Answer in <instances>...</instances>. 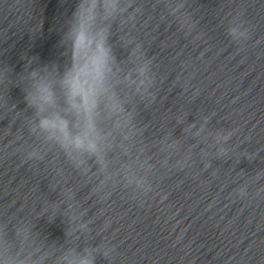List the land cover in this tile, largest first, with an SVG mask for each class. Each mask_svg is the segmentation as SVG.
<instances>
[{
  "label": "water",
  "instance_id": "95a60500",
  "mask_svg": "<svg viewBox=\"0 0 264 264\" xmlns=\"http://www.w3.org/2000/svg\"><path fill=\"white\" fill-rule=\"evenodd\" d=\"M182 108L244 264H264V0H153Z\"/></svg>",
  "mask_w": 264,
  "mask_h": 264
},
{
  "label": "clouds",
  "instance_id": "9594fccd",
  "mask_svg": "<svg viewBox=\"0 0 264 264\" xmlns=\"http://www.w3.org/2000/svg\"><path fill=\"white\" fill-rule=\"evenodd\" d=\"M89 20V16L81 20L80 28L73 40V67L64 79L70 107L81 120L78 125L79 131L73 133L69 122L58 113L43 119L41 126L58 133L66 145L94 150L95 143L92 139L95 133L94 113L98 97L103 90L109 49L104 46L101 39L96 44V50L94 52L90 50ZM52 102L51 91L46 87L41 88L38 104H51ZM83 264H90V262L85 260Z\"/></svg>",
  "mask_w": 264,
  "mask_h": 264
}]
</instances>
